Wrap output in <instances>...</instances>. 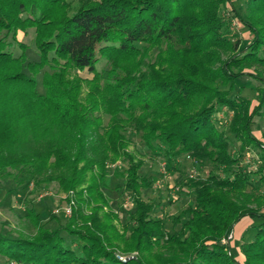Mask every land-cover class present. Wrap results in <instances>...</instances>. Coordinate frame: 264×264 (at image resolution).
I'll list each match as a JSON object with an SVG mask.
<instances>
[{
  "label": "trees",
  "instance_id": "1",
  "mask_svg": "<svg viewBox=\"0 0 264 264\" xmlns=\"http://www.w3.org/2000/svg\"><path fill=\"white\" fill-rule=\"evenodd\" d=\"M227 5L252 35L244 49L226 34ZM238 8L233 0H81L76 8L71 0H0V174L24 168L40 179L51 173L43 182L76 192L63 229L46 228L30 210L37 234L31 240L0 235L3 257L15 264H147L117 260L100 227L97 213L110 205L103 191L109 165L120 163L125 170L116 172L135 206L137 250L167 251L161 264H264V140L253 130L255 118H264V76L246 72L264 67V0H247L245 14ZM29 30L39 62L28 61V46L19 40ZM10 36L22 51L18 57L9 50ZM104 60L108 69L101 72ZM46 68L40 94L38 77ZM244 77L258 84L256 105L241 95ZM220 107L232 114L235 157L215 118ZM129 129L149 148L158 145L168 161L188 155L197 164L239 168L259 149L258 181L239 172L190 180L195 203L172 219L180 229L170 234L165 219L152 218L156 206L142 199L152 181L139 174ZM245 218L258 224L241 245L240 263L223 241ZM62 230L75 237L72 244Z\"/></svg>",
  "mask_w": 264,
  "mask_h": 264
},
{
  "label": "rangeland",
  "instance_id": "2",
  "mask_svg": "<svg viewBox=\"0 0 264 264\" xmlns=\"http://www.w3.org/2000/svg\"><path fill=\"white\" fill-rule=\"evenodd\" d=\"M71 1L76 8L81 0ZM233 2L239 6L238 10L240 13L245 14L247 0H233ZM222 16L227 22L226 34L236 40H240L242 43L241 49H244L252 40L251 33L238 20L236 13L231 10L229 5H227V9H222ZM19 40L28 46V61L39 62L40 54L35 45V31L29 30L28 35L20 32ZM7 42L10 44L9 50L16 57L20 56L22 51L18 44L13 41L12 36L7 38ZM156 54L157 51H154L153 57ZM107 69L108 63L105 60L98 65V70L101 72H105ZM47 70L46 68L38 77L39 85L37 90L40 94L44 93L42 78L44 72ZM25 72L28 73L27 70ZM246 72L252 74L260 72L264 76V67L253 65ZM78 74L86 78L92 77L87 72H79ZM241 84L246 86L241 95L253 101L256 105L257 93L255 87L258 84L246 77L241 79ZM222 90H228V87L222 86ZM237 92L238 90H235L233 94L236 95ZM215 118L217 119L219 129L227 132L231 142L230 153L235 157L239 145L235 137L229 133L232 114L228 113L225 108L220 107ZM108 120L109 117H105L106 124ZM253 130L258 139L264 140V118H255ZM125 136L131 142L130 152L137 161L142 163V168L139 172L140 176L152 181L151 188L142 189V199L156 206V211L151 216H153L152 218L159 217L165 219V227L170 234H174L180 229V227L173 225L172 219L177 217L183 209L195 203V193L188 187L190 180L204 181L212 174H216L221 178L233 177L234 174L239 172L250 175L255 183L258 181V176L254 172L257 171L260 164L257 161V157L261 154L259 149H252L249 153L251 158H245L239 168L237 166L225 168L211 163L197 164L188 155L168 161L162 151H160L158 145H155V149L149 148L143 142L141 134L129 129L125 132ZM47 145L48 142L45 143V147ZM41 148L42 150L44 149V147ZM116 169L120 174H123L125 170L120 163L109 165L108 187L104 188L103 191L109 199L110 205L97 213L101 220L100 227L104 228L111 242L107 246L108 252H113L117 260L122 263L140 258L147 264H161L164 259L168 258L169 253L167 251L155 248L154 251L146 253L137 250L135 247L136 242L132 239V229L136 225V220L131 218V215L135 213V206L130 194L125 189V179L118 176ZM50 176L54 177L55 175L49 173L37 179L24 168L8 169L6 173L0 174L1 236L7 239H33L37 234V229L34 221L28 217L30 210H34L45 227L50 230L63 229L68 224L72 214L69 215L67 209L70 207L69 205L71 207L75 206L74 198L76 192L66 193L60 188L57 181L43 182V179H48ZM241 222L235 226V230L231 233L230 236L232 238L230 240L228 238V240H224L223 242L230 243V247L237 256V260L243 263L244 257L241 245L253 239L258 221L245 218ZM241 227L244 228L243 233L238 231ZM62 236H64L68 245L72 244L75 239V237L68 235L64 230H62ZM0 264L15 263L10 262L0 254Z\"/></svg>",
  "mask_w": 264,
  "mask_h": 264
},
{
  "label": "built area",
  "instance_id": "3",
  "mask_svg": "<svg viewBox=\"0 0 264 264\" xmlns=\"http://www.w3.org/2000/svg\"><path fill=\"white\" fill-rule=\"evenodd\" d=\"M70 207L67 209V213L69 214V215H71L72 214V207H71V205H69ZM232 238V236H230L229 237V240Z\"/></svg>",
  "mask_w": 264,
  "mask_h": 264
},
{
  "label": "crops",
  "instance_id": "4",
  "mask_svg": "<svg viewBox=\"0 0 264 264\" xmlns=\"http://www.w3.org/2000/svg\"><path fill=\"white\" fill-rule=\"evenodd\" d=\"M241 224H242V222H241ZM240 225V224H239ZM245 228H247V227H245ZM240 233H243L244 232V228H240L239 230H238Z\"/></svg>",
  "mask_w": 264,
  "mask_h": 264
}]
</instances>
